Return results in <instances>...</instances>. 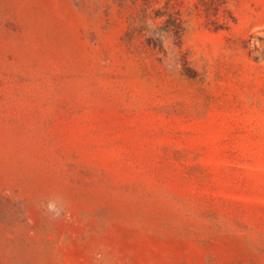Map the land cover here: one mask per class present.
<instances>
[{
    "label": "rangeland",
    "instance_id": "374dc122",
    "mask_svg": "<svg viewBox=\"0 0 264 264\" xmlns=\"http://www.w3.org/2000/svg\"><path fill=\"white\" fill-rule=\"evenodd\" d=\"M0 264H264V0H0Z\"/></svg>",
    "mask_w": 264,
    "mask_h": 264
},
{
    "label": "clouds",
    "instance_id": "9594fccd",
    "mask_svg": "<svg viewBox=\"0 0 264 264\" xmlns=\"http://www.w3.org/2000/svg\"><path fill=\"white\" fill-rule=\"evenodd\" d=\"M52 207V205H50V208Z\"/></svg>",
    "mask_w": 264,
    "mask_h": 264
}]
</instances>
